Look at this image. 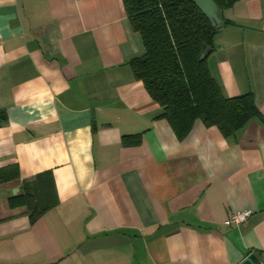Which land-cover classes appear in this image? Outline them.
<instances>
[{
    "label": "crops",
    "instance_id": "0c3cea01",
    "mask_svg": "<svg viewBox=\"0 0 264 264\" xmlns=\"http://www.w3.org/2000/svg\"><path fill=\"white\" fill-rule=\"evenodd\" d=\"M222 21L207 66L259 114L179 136L133 75L123 0H0V170H18L0 181V264H264V0ZM46 171L58 201L32 222L7 198Z\"/></svg>",
    "mask_w": 264,
    "mask_h": 264
},
{
    "label": "trees",
    "instance_id": "16d2710c",
    "mask_svg": "<svg viewBox=\"0 0 264 264\" xmlns=\"http://www.w3.org/2000/svg\"><path fill=\"white\" fill-rule=\"evenodd\" d=\"M223 11L238 0H214ZM127 19L142 41L143 53L130 60L135 79L162 108L179 136L195 120L215 126L223 136H233L259 114L251 92L225 97L211 75L207 57L200 59L204 45L213 49V38L222 27H214L191 0H123ZM1 118L4 113L1 112ZM139 134L123 136L122 142H139ZM18 176L17 166L0 170V181ZM12 207L25 206L34 221L57 204L50 171L22 182L21 190L8 198Z\"/></svg>",
    "mask_w": 264,
    "mask_h": 264
},
{
    "label": "water",
    "instance_id": "95a60500",
    "mask_svg": "<svg viewBox=\"0 0 264 264\" xmlns=\"http://www.w3.org/2000/svg\"><path fill=\"white\" fill-rule=\"evenodd\" d=\"M197 8L208 18L211 25L214 27H220L222 20L220 16V11L218 5L214 0H191ZM211 48L208 45H204L200 52V59H204L209 54ZM18 189L14 188L11 191L12 195L16 194ZM5 190L0 189V196L6 195ZM242 264H262L260 258L255 253L248 254L242 261Z\"/></svg>",
    "mask_w": 264,
    "mask_h": 264
},
{
    "label": "built area",
    "instance_id": "2783aa9c",
    "mask_svg": "<svg viewBox=\"0 0 264 264\" xmlns=\"http://www.w3.org/2000/svg\"><path fill=\"white\" fill-rule=\"evenodd\" d=\"M250 210L234 211L231 212L228 217L225 219L224 223L228 226L238 225L242 222H245L247 218L251 215Z\"/></svg>",
    "mask_w": 264,
    "mask_h": 264
}]
</instances>
